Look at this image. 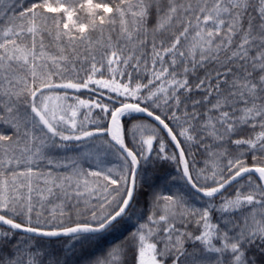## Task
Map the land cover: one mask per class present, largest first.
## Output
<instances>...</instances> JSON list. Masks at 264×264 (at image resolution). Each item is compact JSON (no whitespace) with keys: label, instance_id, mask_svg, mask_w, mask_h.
<instances>
[{"label":"snow or ice","instance_id":"snow-or-ice-1","mask_svg":"<svg viewBox=\"0 0 264 264\" xmlns=\"http://www.w3.org/2000/svg\"><path fill=\"white\" fill-rule=\"evenodd\" d=\"M0 264H264V0H0Z\"/></svg>","mask_w":264,"mask_h":264},{"label":"trees","instance_id":"trees-1","mask_svg":"<svg viewBox=\"0 0 264 264\" xmlns=\"http://www.w3.org/2000/svg\"><path fill=\"white\" fill-rule=\"evenodd\" d=\"M30 2H31V0H21L22 4H28ZM85 95H87V94H85ZM85 167H87V164L85 165ZM165 170L167 172H172L173 174H175L174 169L171 166H166ZM172 190L175 191L176 189L173 188ZM129 228H131V225H128L124 228H121L118 232L114 233L112 236L109 237V242H111L113 239H118V238L122 237L123 235H125L127 233V231L129 230ZM89 252L98 254L99 249L92 248V249H89Z\"/></svg>","mask_w":264,"mask_h":264},{"label":"rangeland","instance_id":"rangeland-1","mask_svg":"<svg viewBox=\"0 0 264 264\" xmlns=\"http://www.w3.org/2000/svg\"><path fill=\"white\" fill-rule=\"evenodd\" d=\"M73 143H75V142H73ZM87 150H88L87 148L83 149V151H87ZM81 151H82L81 148L69 147L66 150H62L61 153H60V156H61V158H63V157H73V156H75L77 153H79ZM102 158L105 159V162H107L108 160L111 159V157H103V156H102ZM93 166H95V165H93Z\"/></svg>","mask_w":264,"mask_h":264}]
</instances>
